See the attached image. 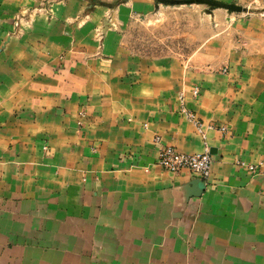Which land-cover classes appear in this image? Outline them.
<instances>
[{
  "label": "crops",
  "instance_id": "0c3cea01",
  "mask_svg": "<svg viewBox=\"0 0 264 264\" xmlns=\"http://www.w3.org/2000/svg\"><path fill=\"white\" fill-rule=\"evenodd\" d=\"M22 4L0 0V19ZM80 7L68 0L59 19L5 47L0 35V264H264V14L231 44L215 41L200 67L137 66L120 100L111 92L123 72L76 62L96 51L66 24ZM182 91L216 126L206 180L156 164V135L204 151L179 111Z\"/></svg>",
  "mask_w": 264,
  "mask_h": 264
},
{
  "label": "rangeland",
  "instance_id": "374dc122",
  "mask_svg": "<svg viewBox=\"0 0 264 264\" xmlns=\"http://www.w3.org/2000/svg\"><path fill=\"white\" fill-rule=\"evenodd\" d=\"M67 1L23 0L24 4L14 13L0 19L3 27L0 35L4 34L2 46L13 39L19 42L35 25L59 19V11ZM80 1V9L76 15L69 13L66 24L80 26L82 35L96 43V51L79 53L80 60L76 62L91 66L95 62L92 60H97L123 72L115 70L117 75L113 74L111 92L112 99L120 97V100L126 94H123L124 75L130 76L137 66L176 63L185 70L200 67L207 49L216 47L215 41L231 44L233 31L243 26L244 20L264 14V0ZM233 4L242 9H232ZM107 41L114 45L113 50H107ZM210 54L212 60L217 57V53ZM132 82L137 83L136 75ZM86 113L87 108H83L79 116L84 117Z\"/></svg>",
  "mask_w": 264,
  "mask_h": 264
},
{
  "label": "built area",
  "instance_id": "2783aa9c",
  "mask_svg": "<svg viewBox=\"0 0 264 264\" xmlns=\"http://www.w3.org/2000/svg\"><path fill=\"white\" fill-rule=\"evenodd\" d=\"M192 92L194 96H198L200 90L198 87H195ZM179 111L196 126L198 133L203 137L205 144L204 151L199 153H183L174 145L163 143L162 137L156 135L154 141L160 145V152L156 164L162 169L173 173L187 169L200 176L203 180H206L210 176L212 166V155L210 146L206 140V129H212L216 126L214 124H205L197 114L186 105L183 91L180 93ZM219 128L224 132L228 129L226 126H221ZM239 164L241 166H246L251 172L257 170L255 165L245 161H239Z\"/></svg>",
  "mask_w": 264,
  "mask_h": 264
},
{
  "label": "water",
  "instance_id": "95a60500",
  "mask_svg": "<svg viewBox=\"0 0 264 264\" xmlns=\"http://www.w3.org/2000/svg\"><path fill=\"white\" fill-rule=\"evenodd\" d=\"M230 7H231L232 9H234V10H241V9H242L241 6H237V5H235V4L230 5Z\"/></svg>",
  "mask_w": 264,
  "mask_h": 264
}]
</instances>
